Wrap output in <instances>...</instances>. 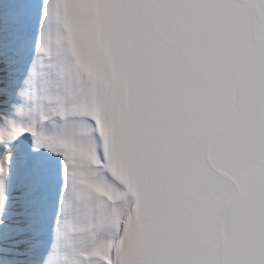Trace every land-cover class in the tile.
Here are the masks:
<instances>
[{"label":"snow or ice","instance_id":"snow-or-ice-1","mask_svg":"<svg viewBox=\"0 0 264 264\" xmlns=\"http://www.w3.org/2000/svg\"><path fill=\"white\" fill-rule=\"evenodd\" d=\"M0 264H264V0H0Z\"/></svg>","mask_w":264,"mask_h":264}]
</instances>
